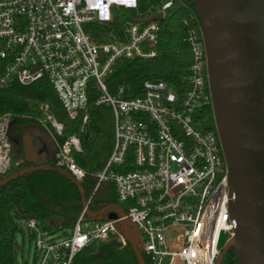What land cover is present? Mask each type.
I'll use <instances>...</instances> for the list:
<instances>
[{"label":"built area","instance_id":"obj_1","mask_svg":"<svg viewBox=\"0 0 264 264\" xmlns=\"http://www.w3.org/2000/svg\"><path fill=\"white\" fill-rule=\"evenodd\" d=\"M148 2L0 0V90L46 78L70 118L85 113L92 97L113 112V147L86 205L100 184L110 183L124 215L97 220L83 209L68 234L53 236L42 233L36 219H22L36 232L33 264H72L91 242L123 246L122 218L136 226L149 264H214L221 237L234 233L221 143L216 128L202 129L198 119L199 109L212 103L199 18L193 12L182 17L192 55L182 97L161 79L145 80L134 96L123 85L110 92L105 81L118 58L156 56L159 19L140 18L155 12L163 17L172 0L129 19L121 39L96 42L86 31L87 24L108 22L114 7L138 9ZM12 118L9 112L0 117V174L21 162L10 154L6 129ZM47 120L60 134L61 124L51 114ZM56 144L55 164L81 181L85 171L71 154L80 150L77 137Z\"/></svg>","mask_w":264,"mask_h":264},{"label":"trees","instance_id":"obj_2","mask_svg":"<svg viewBox=\"0 0 264 264\" xmlns=\"http://www.w3.org/2000/svg\"><path fill=\"white\" fill-rule=\"evenodd\" d=\"M161 0H149L148 3L135 8L114 7L108 22L87 24L86 31L96 42H107L113 36L121 39L126 22L149 9L155 10ZM165 15L158 20L159 31L155 48L156 56L151 58H118L111 65L107 75L108 89L114 91L118 86L127 88V94L140 93L145 80H165L173 84L180 97L188 88L189 66L192 60L191 50L184 37L185 27L182 17L193 12L197 17L191 0H172ZM199 18V17H198ZM47 108H44V106ZM9 112L13 115L10 130L19 132L24 123H41L51 130L59 144L69 136H76L80 150L72 149L71 154L76 163L84 169L85 176L80 181L85 196L88 197L96 183L97 172L103 168L113 147L114 127L113 112L110 106L95 104V97L89 100L86 121L85 113L70 118L63 109L52 84L46 78H40L28 85L16 82L0 90V117ZM52 115L61 124V133L53 129L47 115ZM198 119L202 129L215 130L211 106L206 104L199 109ZM23 157L21 142L18 143ZM54 162V161H51ZM50 162V163H51ZM24 160L22 165H26ZM20 169V168H19ZM11 168L0 174L17 171ZM117 200L115 189L110 183H102L89 202L92 210H97ZM80 192L75 184L65 175L47 169H36L0 185V264H14L15 219H40L58 226L68 228L74 225L82 211ZM145 264H149L143 254ZM222 264H239L232 247L225 253ZM72 264H138L134 250L128 244L122 247L112 243H100L94 252L78 253Z\"/></svg>","mask_w":264,"mask_h":264},{"label":"water","instance_id":"obj_3","mask_svg":"<svg viewBox=\"0 0 264 264\" xmlns=\"http://www.w3.org/2000/svg\"><path fill=\"white\" fill-rule=\"evenodd\" d=\"M191 1L203 34L211 109L228 171L229 213L235 223L233 235L221 246L214 264H222L229 247L234 249L239 264H264V0ZM161 17V12H155L140 19ZM12 121L6 129L8 140L11 134L17 142L21 139L23 159L30 165L5 175L0 185L36 169H52L75 184L87 216L99 220L104 214L110 219L124 215L116 202L92 210L86 205L80 181L48 163L57 150L49 129L36 122L24 123L18 133H12ZM32 137L39 139L48 155L39 156ZM118 225L126 241L123 246H131L138 264H145L136 226L125 218Z\"/></svg>","mask_w":264,"mask_h":264},{"label":"rangeland","instance_id":"obj_4","mask_svg":"<svg viewBox=\"0 0 264 264\" xmlns=\"http://www.w3.org/2000/svg\"><path fill=\"white\" fill-rule=\"evenodd\" d=\"M167 1V0H161ZM33 145H35L38 154L40 157L48 155L49 152L45 148L44 145L39 141L38 138L32 137ZM9 143L11 145V156L14 155L16 150V143H17V137L15 135L11 134L9 135ZM57 221L58 219H54ZM15 231H14V241L17 243V246H14V264H33L35 262V259L37 258V253H35L34 250V244H35V229L29 228L24 220L15 219ZM39 229L42 231V233H46L48 236H53L56 233H59L60 235L68 234V228H61V229H55V231L51 232L53 230L54 225H52L49 222H46L44 220L37 219ZM62 233V234H61ZM226 234H223V236L220 239L219 247L223 245L225 242ZM99 246L96 242H91L87 246L84 247L83 252L85 253H91L94 252V250L97 249Z\"/></svg>","mask_w":264,"mask_h":264},{"label":"flooded vegetation","instance_id":"obj_5","mask_svg":"<svg viewBox=\"0 0 264 264\" xmlns=\"http://www.w3.org/2000/svg\"><path fill=\"white\" fill-rule=\"evenodd\" d=\"M28 123H30V122H28ZM19 142H21V139L19 138L18 139V142L16 143V150H15V153H14V159L15 158H19V159H21L20 161V164L18 165V166H16V167H12V168H18V170H19V168H22V167H26V166H29L30 165V163H26V165H22L23 164V162H24V159H23V157H21V155H20V151H19V145H18V143ZM22 152H23V147H22ZM23 154V153H22ZM51 161H54L53 159H51V160H48V163H50ZM51 163H53V164H55V161L54 162H51ZM50 163V164H51ZM8 171V170H7ZM85 199H86V196H85Z\"/></svg>","mask_w":264,"mask_h":264}]
</instances>
